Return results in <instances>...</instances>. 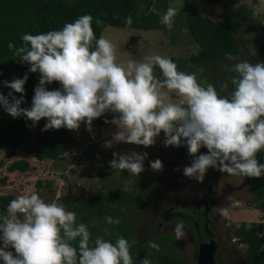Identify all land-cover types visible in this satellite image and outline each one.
Here are the masks:
<instances>
[{"label": "clouds", "instance_id": "9594fccd", "mask_svg": "<svg viewBox=\"0 0 264 264\" xmlns=\"http://www.w3.org/2000/svg\"><path fill=\"white\" fill-rule=\"evenodd\" d=\"M176 14L175 8H168L161 23L171 29ZM92 21V16L83 15L61 30L22 36L24 46L16 48L15 54L30 65V72L40 73V80L28 109L21 107L27 74L4 82L12 91L7 97L0 94V106L11 117H25L33 126L46 118L42 131L79 130L81 122L91 130L93 120L110 111L118 114L112 123L120 141L147 148L163 132L165 147L186 146L193 159L183 175L198 183H203L209 168L249 178L264 176V164L256 159L264 148V62L225 65L237 73L231 79L234 91L229 99L212 84L201 86L194 74L178 71L171 59L159 55L139 64L118 65L115 46L103 37L96 39ZM96 23L103 21L96 19ZM125 23L130 25L131 17ZM13 47L10 43L9 49ZM154 65L161 70L163 81L153 75ZM54 81L61 89L47 90L46 85ZM164 87L175 91L181 103L166 102L168 97L160 91ZM227 87L221 84V91ZM13 93L22 95L17 98ZM202 147L207 153H200ZM113 157L111 168L136 176L145 171L146 152H114ZM149 164L153 171L163 169L159 159ZM7 211L0 216V260L4 264H133L129 241L118 237L113 244L98 237L90 246L91 233L87 225L76 223V213L45 203L36 193L10 201ZM219 214L227 217L228 209L220 207ZM173 231L182 239L184 222H176ZM77 238L78 250L71 243ZM149 246L159 251L158 244L150 242ZM139 264L151 261L145 257Z\"/></svg>", "mask_w": 264, "mask_h": 264}, {"label": "rangeland", "instance_id": "374dc122", "mask_svg": "<svg viewBox=\"0 0 264 264\" xmlns=\"http://www.w3.org/2000/svg\"><path fill=\"white\" fill-rule=\"evenodd\" d=\"M148 1L153 3L152 10L160 12L159 0ZM170 7L177 10L171 29L167 27L165 30H136L107 27L103 31L101 37L115 46V63L126 67L128 61L139 64L146 62L147 57L156 55L170 59L188 58L199 53L200 47L194 43L189 31L185 1L171 0L168 2V8ZM240 7L248 8L247 16L264 24V0H242L237 5L229 7V10H226L222 4H205L202 13L204 17L218 21L222 13L227 11L232 19L237 20L239 18L238 8ZM145 8L146 2L143 1L140 10L143 11ZM245 23L246 25L242 26L236 36L239 50L237 58L223 66L209 67L207 70L185 66L180 72L194 74L201 86L203 84L202 78L207 76V84L214 85L218 93L224 96L225 90L221 91L220 86L225 84V75L230 72L226 70L225 65L231 68L235 63L244 60L253 64L262 61L260 51L262 49L263 29L259 26L249 29L248 22ZM236 74L229 76L230 80ZM160 91L168 97L166 102L181 103V98L175 91H169L167 88H161ZM71 132L76 137L77 146L56 161H38L34 154L29 152L30 146L33 144L32 139L28 140L26 145L19 147L17 157L11 161H8L0 152V163H5L0 166V196L12 195L17 199L20 196H30L36 193L45 203H56L66 211H75L76 223L87 225L91 233L90 243L104 235L110 237L114 230L112 232L109 225H117L121 222L116 215L114 216L115 211L121 209L122 214H127L124 220L131 227L132 234L128 241L131 245L130 250H134L130 254L133 264H139L142 258L148 255L150 257L147 258L151 264H161L164 255H170L177 261L182 259L184 264H192L194 251L189 244L186 229V235L179 240L176 238L173 229L154 234L157 227L156 214L166 201L173 199L177 201L178 198L180 203L189 204L200 200L205 188L204 180L210 176L208 172L212 173V177H214L217 169L209 168L203 183H198L184 176L183 169L191 164L193 158L188 154L186 146L165 147L163 132L156 138V143L147 148L120 141V138L115 136L118 132L115 124L102 127L92 122L91 130H89L86 123L81 122L79 130H71ZM109 143L111 146H108ZM261 150L264 152V148ZM114 152L119 154L131 152L143 154L146 152L145 171L136 176L127 170L121 171L111 168L109 162L113 160ZM200 153H204L203 148L200 149ZM24 156L30 162L32 169L26 173L9 172L8 166L11 162ZM157 159L163 163L161 171H153L150 167L149 161L154 162ZM221 175L219 193L222 194L226 191L229 193H227L228 198L225 203H232L240 198L239 202L230 205L228 217L225 222L221 223V234L224 236L225 230L227 231L228 228L244 222L261 223L264 219V213L256 208L260 201L250 187L244 183V175L226 172ZM139 183L145 184L146 189L139 187L134 190L135 185ZM157 184L165 186V189L162 190L163 193L155 190ZM142 189L145 195L141 203L133 202V199ZM87 203L90 205H86ZM18 216L23 218L21 214ZM223 236L222 241L226 242L228 246L235 244L236 251L231 246L227 249L232 248L230 250L236 253L234 255L233 252H230V256L225 253L221 258L227 259L229 256L231 261L236 262L235 264L243 263L247 258L243 255L244 253L247 254V246L235 241L230 231L226 237L230 236L232 240H225ZM150 242L158 244L159 251L155 253L153 248L149 246ZM71 243L78 244L79 238ZM2 244L3 242L0 241V247ZM7 250L12 251L15 255L13 248Z\"/></svg>", "mask_w": 264, "mask_h": 264}, {"label": "trees", "instance_id": "16d2710c", "mask_svg": "<svg viewBox=\"0 0 264 264\" xmlns=\"http://www.w3.org/2000/svg\"><path fill=\"white\" fill-rule=\"evenodd\" d=\"M143 1L146 2V8L141 11ZM169 1L171 0H159L160 12H157L151 9L153 3L148 0H0V94L7 97L8 93L12 91L5 86V81L11 82L13 79L23 78L27 74L28 79L24 85L25 91L23 93L25 102L21 104V107L28 109L32 106L34 89L39 84L40 73L30 72V65L22 62L20 57L15 54L16 48L24 46L23 35H37L61 30L65 24L72 23L83 15L93 17L92 28L97 40L101 38L107 27L165 30L167 26L161 23V18L168 9ZM184 1L189 31L194 43L200 47V51L188 58H170L177 65L178 71L183 70L185 66L207 70L209 67L223 66L233 61L239 55L236 36L242 26L246 25L245 22H248L249 29L258 26L263 29L259 28L263 32L260 55L262 57L261 62H264V24L247 16L246 13H249L248 8H238L239 18L237 20L232 19L227 11L222 13L218 21L203 16L202 12H204L205 4H222L226 10H229V7L237 5L242 0ZM127 17L132 19L130 25L125 23ZM96 19L102 20L103 23L97 24ZM10 43L14 45L12 49H9ZM94 46L95 41H93ZM226 54H230L234 59L229 60ZM233 74L236 73L230 71L224 78V83L228 85L224 97L229 99L234 91V85L229 77ZM153 75L157 80L163 81L165 79L158 65H154ZM207 78V76L202 78V86L205 88L208 85ZM61 87V84L56 81L46 85L47 90L50 91L61 89ZM13 94L17 98L22 95L20 93ZM9 100H11V97H9ZM115 116H118V114L107 112L94 119L93 123L102 127L109 126L113 124L112 120ZM45 123L46 118H42L35 126H33L32 121L27 120L25 117L14 119L0 106V152L4 154L8 161H11L17 157L19 147L26 145L28 140L32 139L33 144L30 146L29 152L34 154L38 161H56L77 146L76 137L71 130L62 127L59 130L42 131ZM205 151L207 153L206 148ZM256 159L259 163L264 164V152L262 150L257 152ZM4 164V162H1L0 166ZM31 169L32 166L26 156L14 160L8 166L11 173H26ZM245 179L260 201L256 206L257 210L264 213V176L261 178L245 176ZM139 187L146 189L145 184L139 183L135 185L134 190ZM159 188L163 190L165 186L160 185ZM143 189L138 192L133 202L142 200ZM14 199L12 195L0 196V216L8 214V205ZM86 205H90V203ZM115 212L114 216L116 215L121 222L117 225H109V228L114 232L111 233L110 237L106 235L102 237L105 241L113 244H115L118 237H123L128 241L132 234L130 225L124 220L127 214H122L121 209H117ZM74 213L76 212L74 211ZM229 231L239 244L247 246L246 252L252 264H264V219L261 223L244 222L238 226H232ZM72 245L78 250L79 243ZM90 246H94V242H91ZM153 250L156 253L157 250ZM133 251L130 250V254ZM160 263L184 264L182 259L177 261L176 258L170 255H164L163 261ZM0 264H4V262L0 260Z\"/></svg>", "mask_w": 264, "mask_h": 264}, {"label": "flooded vegetation", "instance_id": "af4514ba", "mask_svg": "<svg viewBox=\"0 0 264 264\" xmlns=\"http://www.w3.org/2000/svg\"><path fill=\"white\" fill-rule=\"evenodd\" d=\"M203 152L206 153L205 148H203ZM208 174H210V176L205 178L204 180L205 188L202 192V195L200 196V200L193 201L189 204L180 203L178 198L177 201L176 199H173L172 201L165 202L161 209H159L160 211L156 214L157 227L154 234L172 230L176 222L183 221L186 233L189 238V244L191 245L194 251V255L192 257V264L197 263L200 245L210 242L212 240L216 242V245L218 247L216 259L219 264H235L236 262L234 263L233 261H231V258H229V256L231 255L230 252H233L234 255L236 253L234 246L235 244L229 245L235 251L230 250L232 248L227 249L229 246L226 244V242L222 241L224 238L222 239L223 235L220 232V230H222L221 223L225 222L228 216H221L219 214V209L220 207H225L229 210L230 205L235 202H239L238 200H240V198H237L238 200H234L232 203H225L229 193L227 191L222 194L219 193L220 178L222 176V172H219L217 170L215 172L214 177H212V173L208 172ZM244 183L248 185L246 179ZM159 186L160 184H157L155 190H157L159 193H163L162 189H160ZM166 186L168 185L166 184ZM251 191L253 190L251 189ZM144 195L145 193L143 194V196ZM141 201L137 203H141ZM227 231L229 232V228L227 229ZM227 231H224L225 234L223 237H225V240H232L230 236L226 237L228 233ZM176 241L178 243V240ZM235 241L237 240L235 239ZM225 253H227V255L229 256H227V259H222L221 257L225 255ZM243 255H245L247 258L241 264H252L249 256L245 253Z\"/></svg>", "mask_w": 264, "mask_h": 264}, {"label": "water", "instance_id": "95a60500", "mask_svg": "<svg viewBox=\"0 0 264 264\" xmlns=\"http://www.w3.org/2000/svg\"><path fill=\"white\" fill-rule=\"evenodd\" d=\"M217 249L218 247L214 240L201 244L196 264H219L216 259Z\"/></svg>", "mask_w": 264, "mask_h": 264}]
</instances>
